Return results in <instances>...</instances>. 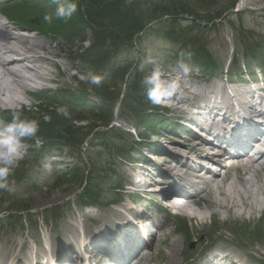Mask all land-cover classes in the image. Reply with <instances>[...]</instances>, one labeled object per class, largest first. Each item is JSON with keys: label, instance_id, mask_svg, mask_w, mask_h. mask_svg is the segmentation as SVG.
I'll list each match as a JSON object with an SVG mask.
<instances>
[{"label": "rangeland", "instance_id": "rangeland-1", "mask_svg": "<svg viewBox=\"0 0 264 264\" xmlns=\"http://www.w3.org/2000/svg\"><path fill=\"white\" fill-rule=\"evenodd\" d=\"M81 1H83L84 4L88 3V0ZM142 1L143 3L148 2L151 4L152 1L156 4L164 5L172 4L175 0ZM183 1L186 5L188 4V6L193 9V13L191 15L182 14L180 17L190 19L189 21L197 26L198 31L195 28L193 29L198 32L196 38H198V41L205 45L210 51L212 60L215 61V63L219 66V70H221L220 74H224L225 66L231 63L234 56L238 57L240 63L244 62L242 53L245 48H248V51L252 48H258L264 52V0L262 1L263 3L260 8L259 6H253L255 9H244L240 15L232 14L228 17L227 15L222 14L219 18H214L211 21L204 20V16L202 15H214L219 10L227 9L229 8L232 0H213L208 4H202L194 0ZM55 7L56 5L50 7V11H54ZM15 8L14 11L18 14L21 22L38 27L40 31L48 33L52 36V39H49L43 38L40 35H35V39L37 41L39 40L43 49H45L42 53H46V58H48L45 61L47 63H43L44 72H47L46 75H44V79L41 80L42 82L47 83L45 87L48 91H55L58 86H66L68 88H72L73 90L86 89V91H91V84L81 79L83 76L80 74L82 65L78 63L79 60L78 62H73L69 59L71 55L78 52L77 48L79 47V41L74 37H72V40L68 41L65 38V35L57 34V31H61L60 20H54L53 23L49 25L37 18L33 5H31V8L29 6L18 7L16 5ZM0 20L6 19L0 14ZM216 23L218 26L215 25ZM184 24L182 23L181 26L186 29ZM213 26H216V28L210 29V27L213 28ZM62 30L65 29L63 28ZM187 31H190V26L187 27ZM30 34H33V32ZM26 42L28 43L29 41L26 39ZM80 44L84 47L87 46L86 42ZM142 48L144 50L143 53H145L149 58L148 71L155 67H160L168 76H175L179 73L182 77L183 86H186L188 89L199 90L206 85L204 84L206 81L209 83L215 79L212 78L210 80H205L209 79L207 78V75L193 70H190L187 76H183L179 66L180 60L178 58L173 59L171 57L172 54H169L170 52L173 53V45L159 35L151 34L144 36L142 39ZM124 59L125 56L123 55L119 57V60ZM195 72L205 76V79L198 77ZM55 78L56 80L50 82ZM45 83L39 82L38 85L41 86ZM223 83H225V80H223ZM13 88L14 87L11 86V90L14 93L13 98H15L19 103L14 104L13 106L8 104L6 108L9 110L18 109L36 112L38 109L37 106H39V104L41 106L43 105L39 101L29 98L24 91ZM142 88L143 91L141 92V95L147 99L143 85ZM113 92H115V90H113ZM125 93L127 96V92ZM185 93L187 96H183L182 100L186 98L191 99L190 93ZM109 95L111 96V106L116 110L118 99H114L115 94L112 95L110 89ZM173 99L167 100L159 106L163 107V105L165 106V104L171 102ZM90 101L91 103H97L98 100L94 97ZM135 107L136 106H134V104H131L123 110H117L116 116H113L112 125L115 128L118 127L121 130L124 129L130 131L131 133H123L124 135L119 138V132L109 134L107 136L108 146L104 145V136H101L99 135L100 133H98L95 136L97 139H93L92 142H84L81 148H66L65 146H62L60 150L47 152L39 159V154H37V156H34L31 159L29 158L23 160L24 165H22V175L21 178H18L15 182V190L13 192L0 191V212L2 215H7V217L0 222V263L10 264L14 261L13 258H10L13 254L11 252L12 250H10L12 248L11 243L18 245V259L24 254L32 256L30 252L34 250L40 252V245L42 242L47 243V245L52 243L56 244V242L63 238L61 234H63L66 229L64 227L65 221H68L69 217H71L69 214L73 213L72 216H74V214L79 215V211H77L79 208L82 214L78 218L79 221L84 225H88L85 223L86 219L83 212L89 210H85V208H81L74 203H71L70 208L68 206L71 201H74V199L79 197L81 185L85 180H88L89 183H95V188L97 189L99 195L98 200L102 204L111 200L119 201V203L121 201H127V195L131 189L126 188L122 181L125 178H130V173H132L134 166L128 164L127 161L117 160L114 161L115 171H109L110 167L107 162L108 160H111L109 158L114 156V150L113 154L108 155L109 151L112 150H108V147L115 145V140L120 142L124 138L131 140V136L135 138L136 134L143 133L142 135L145 136V139L128 158L136 159L139 156L148 158L149 156H147V153H150V151L155 148L153 143L154 141H157L160 145H168V143H170L173 147H176V145L172 143L174 139L179 143H184L185 141L189 143V140L192 139L193 133L189 136H185L183 134L179 136L171 131H163L160 127L159 119H155L152 123L150 122L145 130L143 127L136 124L138 121L137 116L140 113L135 110ZM180 109L181 108L179 107L169 110L171 114L168 113L164 115V120L168 121L169 119H173L172 116L177 118ZM161 112L165 114L163 110H161ZM36 115H38V113H36ZM85 116L86 118H84L83 121L74 122L80 127V129H85V127L87 128L88 126H92L94 124H100L95 119V121L93 120V117H91L92 115L90 116L86 113ZM177 121L178 119L175 122ZM99 130L104 131L103 127L100 126L97 129H93L88 137L90 138L92 135H95ZM156 134L158 135L157 137ZM167 139L170 140L168 141ZM167 147L173 148L169 145ZM177 147L180 151L183 148L182 152H187V149H185V143L184 145ZM159 149L160 148L157 150L159 151ZM162 151H165L162 154H166L169 150L162 148ZM162 154L157 156L160 161H163V158H165ZM91 159L93 160L91 168L92 171L88 177H86V168H88ZM18 169H20V166ZM108 172H115L117 177L114 175L111 176ZM221 174H223V172ZM225 176L230 177L236 186L235 188L237 192L232 193V198L237 203V207L226 208V206L220 207L217 205L216 207L215 204L208 206V201H212L211 195H208L206 200L201 198L198 201H188L186 205L187 210L183 207L177 209L182 214V216H180L181 218L174 217V212L165 216V221H167L168 226H164L160 231L161 233L154 237L152 246L147 248V251L149 252H147L146 257L140 264H199L198 259H200L201 256L193 262L190 258L195 259L198 254L200 255L201 249L205 246V243H211L212 241L214 244L211 248L213 249H219V247H221L225 249L227 253L240 255L242 260L247 264H261L258 262H260V260H264V237L261 238V241L257 240V242L251 239H248L249 241L245 240L246 238L244 237L249 235L253 236L255 234L254 229L261 227V225L264 224V211H261V209L258 208L260 205H257L256 203L254 204V200L256 199L261 203H264V172L246 175L245 180L247 182L245 183L241 182L239 174H236L232 169H228L226 174L224 176L221 175L220 177L223 178ZM119 182H122L120 190L116 191L109 189L111 184L116 185ZM147 195L151 196V194ZM230 196L231 194L228 195L225 191H223L222 194L215 198L219 202H222L225 198H227L228 201L226 200V202L229 203ZM140 203L146 204L147 201L143 200ZM102 204H98L97 208H92L94 223L97 221V218L100 217L99 215H103L107 218V220L111 221L117 217L115 212L112 214L110 213L111 210L117 207L108 204L103 206ZM53 207H58L60 212L62 210V213H60L57 217L52 216L49 208ZM154 207L155 206L151 204L148 206V209L152 214L154 213ZM190 211H192V214L196 213L197 216L201 218L204 217L205 224L203 222L201 224L199 220H197L199 218H189L192 215H189L188 212ZM262 212V217L258 218ZM11 216L12 219H9ZM210 217H214L215 221H213L212 224H206V222H209V219H211ZM228 220L229 222L231 221L230 224H228ZM234 220L236 221L235 223H233ZM98 222L103 221L98 220ZM182 224H186V227L189 224V228L187 227L188 234L195 240L193 249L187 248L188 244L187 241H185V236L182 232ZM231 224L243 229L240 231L245 234L243 233V236L232 234V232L229 231L232 230L229 226ZM110 227H113V225H110ZM237 231L239 232V230ZM262 231L263 230H261L260 234ZM92 232L93 235L96 230H92ZM198 236L203 237L202 240H200L201 237L200 239L196 238ZM239 240L241 241V244H246L247 246L245 248L237 246L240 244ZM237 241L238 243H236ZM170 247H172V249ZM209 249H206L205 251H209ZM170 253L172 257L170 256ZM172 253L174 255H172ZM170 258L173 259V261H171ZM159 261H163V263H160Z\"/></svg>", "mask_w": 264, "mask_h": 264}, {"label": "trees", "instance_id": "trees-1", "mask_svg": "<svg viewBox=\"0 0 264 264\" xmlns=\"http://www.w3.org/2000/svg\"><path fill=\"white\" fill-rule=\"evenodd\" d=\"M194 1L208 4L213 0ZM234 2L235 0L231 1L229 8L234 5ZM227 9L219 10L214 15H202L203 19L211 21L214 18H219ZM192 13L193 9L183 0H175L172 4L164 5L152 1L151 4L143 3L142 0H88V3L84 4L79 0L77 13L71 20L62 22L66 27L74 29V36L79 39L80 43L89 42L87 47H78V52L74 56H77L84 64L85 68L82 71L84 74L94 71L104 77L100 86L91 85L93 93L101 100V104L90 109L79 110L76 107L81 105L84 95L82 96L81 90H72L66 94L67 96L62 94L58 103L40 102L43 105L39 104L36 112L22 110L23 114L28 118L40 121L38 135L44 139L45 143L58 142V144H66L71 148L81 147L93 129L100 126L107 127L112 120L113 108L110 103L109 89L112 95L115 94L114 99L118 98L121 84L127 72L130 71L127 80V96H124L121 107L125 109L134 104L135 110L140 113L138 115L140 121H146L148 115L144 111L151 107L140 95L145 58L142 51L136 55V59L131 57L136 54L135 44L141 45L142 38L147 31L170 40L174 49H172V54L175 57L187 59L191 65L201 68L211 69L214 66L210 51L196 38L197 26L191 21L179 17L182 14L191 15ZM154 19L157 22L150 25L145 30L146 32L139 34L144 26ZM182 23H185L186 29L181 26ZM188 26H190L189 32L187 31ZM194 28L197 31H194ZM122 52L128 55L127 62L116 64V57ZM61 104L68 106L71 113L70 118L66 119L55 112V108ZM86 113L92 115L93 120L95 119L100 124L80 129L74 122L83 121L86 118ZM115 132H119L118 138L122 135L118 130L107 128L104 131L99 130L89 140L91 141L100 133L99 135L104 136V145L108 146L107 136L115 134ZM114 144L108 149L114 150L116 156L122 158L126 152L127 141L125 139H122L121 142L115 140ZM20 172L21 168H17L10 180L15 179ZM84 192L85 198L94 199L93 189L85 188Z\"/></svg>", "mask_w": 264, "mask_h": 264}, {"label": "bare ground", "instance_id": "bare-ground-1", "mask_svg": "<svg viewBox=\"0 0 264 264\" xmlns=\"http://www.w3.org/2000/svg\"><path fill=\"white\" fill-rule=\"evenodd\" d=\"M251 2H255V0H245L243 4L245 6L246 5L248 6ZM16 28H19V26L17 25ZM9 29H10L9 26H7L6 24H4L0 21V108H2V109H8V108H6L8 106V104L13 106L14 104L19 103L15 98H13L14 93L11 90V86L14 88H17L20 91H24V93L27 94V92L32 90L33 88L39 87V85H38L39 82L45 83V82H42L41 80L44 79V75H46V72H47V71L44 72L43 63L48 58H46V55H47L46 53H44L45 55L42 53L45 51V49H43V46H42V44H40L39 40L37 41L35 39V36H32V35L24 36L22 34L12 33ZM26 39L29 41L28 43L26 42ZM45 63H47V62H45ZM47 75H49V74H47ZM46 81H47V79H46ZM253 86H255V85H253ZM215 91H216V94H221L222 96L225 95V90L223 88L216 89ZM235 91H239V89L236 88ZM14 92H15V90H14ZM21 93H23V92H21ZM249 93H250L251 99H253L252 98L253 94L251 92H249ZM183 96H186V93H184ZM202 96L204 97V101H206V98H205L206 95H204V93H203ZM175 100H177V99H175ZM259 100L261 101V104L264 103L263 98H259ZM224 101L226 103H228V107L225 109L215 108V111H214L215 113L222 114L225 110L231 111L233 109L227 100H224ZM176 104H178V101H176ZM182 105L189 106L188 103H182ZM175 107L176 106H174V108ZM190 110H192V109H190ZM260 113L262 115H264V111H260ZM191 117H193V116H191ZM214 119H216V118H213L212 121H214ZM3 125L4 124H2L0 122V127H2ZM203 127H207V126H203ZM182 142H184V141H182ZM172 143L175 144L176 147H173L169 143L171 145V147H173V148H167L169 150L168 152H166L167 155L162 154L165 151L160 153V155L161 154L164 155L165 158H163V161L156 162V165L161 167V169L164 170L165 172H167L169 170H167L165 167H163L164 163L171 162V161L174 162L175 168H178L179 171H182L183 174L185 173L187 175H190V174H196L197 175V174H200L201 171L202 172L204 171V168L201 165H195L194 167L188 166V163L186 161L187 160L186 155H185V153L182 152L183 148L180 151V149H178V147H177V146L184 145V143L186 146L185 149L192 151L194 154V156L192 157V160L198 159V158L214 160L216 162H219V160H220L217 157H210L208 154L202 153L204 151L203 148L205 147V141H203L201 137L200 138L196 137L195 140H193L192 142L190 141L189 143H187V142L179 143L178 141H176L174 139V141ZM260 146H264V143H262V144L260 143ZM170 149H171V151H170ZM261 154L262 153H260V152L258 153V155H257L258 160L257 161H259L261 159ZM256 165H257L256 167L254 165H245V167H242V168L241 167H239V168L234 167V169H238V174H239V177H240V180L242 183L247 182L245 180L246 175H252L257 171L258 172H260V171L264 172V163H259ZM138 171H139V173H143L144 169L142 167H139ZM156 172L158 173L159 171H156ZM168 174H169V178H174V176H176L179 179L182 178V175L178 174V172H176L174 170L169 171ZM149 175H151V174L149 173ZM152 176H153V174H152ZM198 177H199V181L204 182L203 181L204 179L201 175H199ZM129 181H131V180L129 179ZM166 183L167 182L165 181L161 184L160 191L158 192L160 194L163 193L166 196L169 195V193L172 191L173 188L178 189L180 187L190 185L188 182H185L182 180L179 183L172 184L170 187ZM206 184H207L206 185L207 189H201L199 192H197V194L194 195V197L186 198L185 204H180L177 207L173 206V208L176 210L178 208H181V207L186 208L188 201H190V202L198 201L201 198H204L206 200L208 195L212 196V201H208V206L215 204V206L216 205L220 206V207L226 206V208H236L237 207V203L232 198V193L237 192L236 188H235L236 186L230 177L225 176V177L221 178L220 174L219 175L214 174L213 177L211 179H209ZM132 185L134 187H142L145 184L134 183ZM223 191H225L226 194H228V195L231 194L229 203L226 202L227 198H225L224 201H222V202L217 201V199L215 198V197H218V195L222 194ZM217 193H218V195H217ZM169 197H170V199L172 198V196H169ZM139 199H140V197H139ZM66 203H67V201H66ZM71 203L77 204L76 199H74V201L70 202V204L68 205L69 208L71 207ZM255 203L257 205H260L258 208L264 211V203H261L257 199L254 200V204ZM240 205H242V204H240ZM185 210H187V208ZM77 211H79V215L74 214V216H72L73 213L69 214L71 217H69L68 221H65L64 227L66 229L64 230V233H63L65 235L61 234V236H63V238L61 240H59V241L57 240L58 242H56V244L52 243V244L48 245L47 250L45 249L43 244L40 245V250H41L43 255H48V250L50 251V254H53L51 252H55L58 248V251L60 250L59 251L60 253L65 252V255L63 256L65 258V257H68L70 251H73V249H76L79 246H81L83 248H86L88 246V247H91V250L89 252L93 256V259H94V260H92V263L93 264H105V263L101 262V260H103V255H102L103 252H102V247L100 246L101 245L100 241L98 239L106 240L110 236L116 235L117 239L126 238L127 242L131 241L132 237L136 235L138 227L134 223L130 222V220L128 219V215H132L134 217L135 216L140 217V215L148 216V213H143L140 211H138L139 212L138 213V212H136V210H134V207H132V205L127 204L126 202H124V203L121 202L119 204L118 208H114L113 210L110 211L111 214L114 212L117 214L116 215L117 217L113 221L107 220V218L104 217L103 215H99L100 217L97 218V221L95 223L94 222L92 223L91 221H87L88 219L85 216V219H86L85 223H87L88 225H84L78 219L80 217V215H82L80 212V208L77 209ZM119 212L122 214H120ZM188 213H189V215H191L192 211H190ZM101 216H103V217H101ZM111 218H112V216H111ZM189 218H199L197 220H199V222L201 224H202V222L203 223L205 222L204 217L201 218V217L197 216L196 213H193ZM98 220H101L103 222H98ZM110 225H113V227H110ZM101 228H105L107 230H101ZM92 230H96L98 233H94V235H91L93 233ZM143 234H144V231H143ZM87 236H88L89 240H87V238H86ZM95 237H98V238H95ZM81 238L83 239V241H81ZM164 240L167 241L166 239H164ZM153 241H154V238L152 237V239L149 241L150 247L152 246ZM60 242H62V243H60ZM11 247L12 248L11 249L9 248V249L12 250L11 252L13 254L11 257L10 256L9 257L13 258V260H15L14 263H18V262L28 263V262H30L29 257L26 256V254L20 256V258L18 259L19 253H18V245L17 244L11 243ZM147 248L148 247L144 248V251H141L137 255H133V254H135V251H132L130 256H134V257H132L128 261V264H140V263H142L143 259L147 255V252H149V251H147ZM170 248L172 249V247H170ZM219 249L221 250L222 248L220 247ZM35 254H37V252H35L34 255ZM172 255H174V254L172 253ZM112 256H113V254L111 253V257ZM170 256H171V253H170ZM234 257L236 259L240 258V260H241V257H239L237 254L234 255L233 253H219L218 251L212 250L210 253L202 256L200 259H198V258L197 259L199 260V264H234L235 263V261L233 259ZM34 258H35V261L33 263L31 262V264H38L39 263V261H38L39 257L35 255ZM89 259L90 258H86V260H89ZM4 261H6V260H4ZM171 261H173V259H171ZM159 262L163 263V261H159ZM0 264H4V263H0Z\"/></svg>", "mask_w": 264, "mask_h": 264}, {"label": "clouds", "instance_id": "clouds-1", "mask_svg": "<svg viewBox=\"0 0 264 264\" xmlns=\"http://www.w3.org/2000/svg\"><path fill=\"white\" fill-rule=\"evenodd\" d=\"M56 4L54 11L45 12L43 21L49 25L54 20L67 22L77 13L79 0H53ZM183 76L190 72L189 66L183 61L179 64ZM91 85L100 86L104 77L94 71H89L81 77ZM145 88L146 97L153 105H160L173 98L179 100L184 95L181 74L175 76L166 75L160 67L148 71L141 80ZM11 120L0 127V191L13 192L15 181L10 180L20 162L29 154V148L39 149L45 143L38 135L40 121L35 118H28L22 110L11 109ZM57 115L66 119L71 113L67 105L61 104L55 108ZM32 141V143H28Z\"/></svg>", "mask_w": 264, "mask_h": 264}]
</instances>
